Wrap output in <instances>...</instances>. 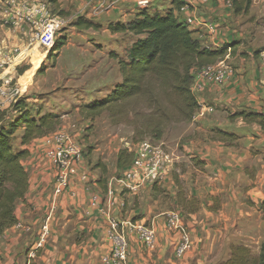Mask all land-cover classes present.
<instances>
[{
	"label": "crops",
	"instance_id": "crops-1",
	"mask_svg": "<svg viewBox=\"0 0 264 264\" xmlns=\"http://www.w3.org/2000/svg\"><path fill=\"white\" fill-rule=\"evenodd\" d=\"M181 1L189 6L181 17L193 20L189 29L203 48H220L249 30L248 24L240 25L243 16L233 15L229 0ZM261 3L254 0L250 10ZM168 7V0H156L148 11L163 13ZM57 9L69 20L83 17L102 26L125 23L139 12L135 0H60ZM21 29L14 34L26 44L31 30ZM116 66L110 63L107 72L115 69L118 74ZM212 67L222 68L226 77L218 85L205 80L200 70L193 72L192 90L200 108L192 121L198 125L182 137V152L176 147L182 138L175 147L168 144L172 164L161 183L122 191L117 176L102 167L90 171L84 161L83 178L59 185L48 156L51 135L27 145L29 155L22 166L29 186L15 206L16 224L0 237V264H26L34 257L32 243L42 228L49 238L34 264H105L115 226L129 238L126 264H218L229 258L231 246L248 247L253 234H258L259 249L264 236L260 212L264 209V131L241 119L229 120L228 115L241 110L264 114V59L237 60L235 53ZM65 124L55 132L65 129ZM215 127L238 136L237 145L201 140L202 130ZM175 179L193 182L183 191L187 199L199 201L197 212L184 213L178 205ZM143 225L154 234L149 248L137 240L135 229ZM183 234L190 248L177 256L175 248Z\"/></svg>",
	"mask_w": 264,
	"mask_h": 264
},
{
	"label": "trees",
	"instance_id": "trees-1",
	"mask_svg": "<svg viewBox=\"0 0 264 264\" xmlns=\"http://www.w3.org/2000/svg\"><path fill=\"white\" fill-rule=\"evenodd\" d=\"M56 10L60 0H46ZM254 0H230L234 16H247ZM169 7L163 13L139 11L125 23L109 24L111 34L131 35L135 39L126 49L125 59L116 60L121 81L102 99L83 105L81 113L92 118L102 111L120 117L129 112L139 116L140 109L149 111L144 115L142 128L149 131L155 140L162 137V129L170 122H190L200 108L191 90L193 72L235 55V42L220 48H203L193 37L194 32L180 21L175 12L189 6L181 0H168ZM62 15V11L58 12ZM78 30H98L99 25L78 17L73 21ZM66 42L55 40L53 51H59ZM229 51V52H228ZM56 55V54H55ZM40 70V69H39ZM30 73H34L31 70ZM229 120L241 119L245 124L257 125L264 131V114L236 111ZM61 123V116L43 112L41 107L32 109L26 98H17L6 110L0 111V237L17 222L14 211L18 201L23 200L28 190V174L22 166L29 152L25 148L32 141L54 133ZM220 142L236 143L239 137L223 131L216 132ZM18 141V147L14 142ZM132 154L127 149L117 153L118 174L131 162ZM117 174V175H118ZM180 189L177 179L174 180ZM178 204L187 214L197 212L199 201L177 194ZM220 264H264V237L257 255L243 245H233L229 258Z\"/></svg>",
	"mask_w": 264,
	"mask_h": 264
},
{
	"label": "rangeland",
	"instance_id": "rangeland-1",
	"mask_svg": "<svg viewBox=\"0 0 264 264\" xmlns=\"http://www.w3.org/2000/svg\"><path fill=\"white\" fill-rule=\"evenodd\" d=\"M259 1L264 3V0ZM263 3L240 19V25L248 24L249 30L244 37L234 41L237 48L235 50L237 60L247 61L258 57L264 59ZM2 5L1 3L0 8ZM229 5H231L230 0ZM50 9L56 14L59 12L57 8L54 10L50 7ZM61 16L65 18L64 14ZM73 21L75 20H69L55 38V40L66 42V45L59 51H53V48L49 50L41 48L36 42L28 41L25 44L21 37L16 38L15 34L20 33L17 31L14 34L13 28L5 22L0 10V87L11 90L8 96L0 97V107H3V110L8 109L12 104L16 90L18 96L26 98V103L32 106V109L41 107L43 112L59 114L61 116L60 125L63 121L66 122L63 125L65 129L62 131L77 133L83 146V161L89 162V170L98 171V168L102 167L113 176H117L115 174L116 160L120 150L133 147L143 141L162 145L169 150L168 144H173L175 147L180 138L196 128L198 124L193 121L170 122L163 127L161 139L155 140L149 131L142 128V118L149 113L146 109H140L139 116L129 112L127 118L106 110L92 118L83 115L81 113L84 110L83 105L102 99L121 81L119 70L118 74L115 69H110L108 72L107 70L110 63H117L112 55L125 59L126 49L135 38L126 34H111L107 26L113 22H107L105 26H102L91 21L100 26L95 31L92 29L78 30L73 26ZM18 55L20 57L16 59ZM5 57H8L10 61L5 62L3 60ZM31 70H34L33 74L30 73ZM217 131L226 132L215 127L208 130L206 128L199 135L201 140L220 142ZM18 143V141L14 142V146L18 147ZM182 144L183 138L176 146L179 152H182ZM235 145L237 144L228 143L225 146ZM190 162L197 169L201 168L199 163L194 162V159H190ZM192 184L193 182L190 183V181L188 183L179 182L180 189L176 186L177 194L178 192L185 194L183 190H187L188 185ZM178 205L183 211L185 210L182 204ZM260 212L264 220V209L260 208ZM249 239L246 244L251 253L257 255L259 251L258 244H256V240H259L258 234L251 235ZM39 254L40 252L34 256L38 257ZM35 257L33 260L36 259ZM221 260L218 264L225 261Z\"/></svg>",
	"mask_w": 264,
	"mask_h": 264
},
{
	"label": "built area",
	"instance_id": "built-area-1",
	"mask_svg": "<svg viewBox=\"0 0 264 264\" xmlns=\"http://www.w3.org/2000/svg\"><path fill=\"white\" fill-rule=\"evenodd\" d=\"M156 0H135L137 10H150ZM2 16L7 24L11 26L14 33L21 31L23 26L30 28L28 41L36 42L41 48L49 50L55 42L57 33L65 27L68 19L54 13L46 1L41 0H0ZM187 7L175 12L176 16L188 27L193 26V20L181 17V13L186 11ZM213 30L212 26H209ZM229 52V51H228ZM21 55V54H20ZM20 55L16 56L17 59ZM6 56V55H4ZM228 55L225 57L227 58ZM224 58V59H225ZM22 59V58H21ZM223 59V60H224ZM10 61L8 57L3 59ZM221 60L220 62H222ZM4 62V63H5ZM201 75L210 83L220 85L226 77V72L222 68H213L212 65L199 69ZM193 85L191 86V90ZM193 91V90H192ZM11 90L6 87H0V97L8 96ZM12 103L19 98L15 90ZM48 140L51 149L48 151L54 167L55 182L59 185L74 180L80 176L84 177L83 172V146L76 134L65 131L54 132L50 134ZM132 159L129 165L117 175L116 181L122 191L135 192L139 188L154 183H161L168 174L172 160L167 150L162 145L152 144L151 142H139L133 147H127ZM170 223L174 222L170 215ZM137 240L146 248L152 246L154 234L150 227H136ZM112 241V247L109 257L104 260L105 264H126L129 256V238L127 233L117 230L116 226L109 234ZM49 238V232L42 228L32 243L34 255L38 254L46 245ZM190 248L188 237L183 234L181 241L175 248L177 256L183 255ZM35 257V256H34ZM33 256L26 264H34Z\"/></svg>",
	"mask_w": 264,
	"mask_h": 264
}]
</instances>
